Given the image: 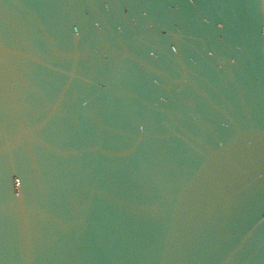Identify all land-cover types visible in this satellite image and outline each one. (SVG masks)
<instances>
[{"label": "water", "instance_id": "1", "mask_svg": "<svg viewBox=\"0 0 264 264\" xmlns=\"http://www.w3.org/2000/svg\"><path fill=\"white\" fill-rule=\"evenodd\" d=\"M0 264H264V0H0Z\"/></svg>", "mask_w": 264, "mask_h": 264}]
</instances>
